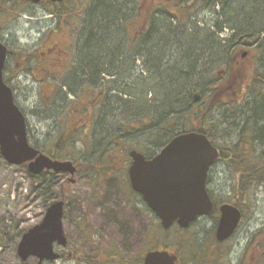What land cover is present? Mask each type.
<instances>
[{
  "label": "rangeland",
  "instance_id": "1",
  "mask_svg": "<svg viewBox=\"0 0 264 264\" xmlns=\"http://www.w3.org/2000/svg\"><path fill=\"white\" fill-rule=\"evenodd\" d=\"M89 1L91 0L64 2L62 9L69 16L74 15V13L80 14L82 10L85 11L88 8ZM220 1L201 5L200 3H194L192 0H181V4L186 3L188 6L186 10H183L182 8L172 7L170 0H160L153 4L149 0H132V2H135V14L138 17L130 26L134 25L131 28L132 30L141 28L143 22L146 23L147 10L162 9L167 11L168 14L171 12L175 15L178 14L181 18L180 23L183 25L213 31L207 25L208 22L205 21L204 23V20L210 14H214L213 10L223 11V3H220ZM45 5L46 3L37 5L27 3L13 7L12 4L9 6L0 3V31L6 37L9 48L13 50L23 48L36 55V64L34 62L31 64V66L34 64L36 68L32 66L29 72L21 71L23 65L20 58L15 61L16 68L13 72H5L11 77L10 81L14 90L15 101L26 114L28 139L32 145H34L33 139L38 140L39 145H42L50 130L52 120L47 118L49 113L39 108H44L43 105L47 104L52 98L57 87V80L54 76L51 78L49 76L42 87L37 82L47 75L43 69L45 61H40L41 50H44V45L49 47L54 43L59 44L61 40L65 45H71L73 42V37L69 33L67 25L58 24L56 18L50 17ZM142 9L145 11L144 13H142ZM196 9L200 11L191 16ZM153 15L156 14L153 13ZM84 19L86 18L84 17ZM229 32L222 33V38H227ZM50 35L51 37H49ZM247 49L241 48L235 53L238 54L241 50ZM207 55H212V53L207 52ZM230 67L225 71L224 80L219 85L222 86L223 92H220L217 97H209L204 102L209 105V108L217 102L223 104L228 103L230 100L231 102L234 101L233 106L236 105L237 108L240 106L238 102H241L243 97L248 94L253 75L257 71L264 74V49L249 48V55L245 59L233 61L231 58ZM213 69L211 73L217 77L223 73L224 67H220L215 71L213 66ZM218 72L220 73L218 74ZM53 74L60 75L61 72L58 68L53 67L50 75ZM61 87V91L67 92L66 88ZM119 90L118 93H121L122 89ZM88 93L86 90L85 101L88 100ZM66 96L68 98L73 97L68 92ZM81 99L83 100V97L79 98L78 101H81ZM239 110L230 109L227 113L229 117L225 119L226 122L217 124L216 138H213L215 143L230 142L237 138V134H234L235 131L227 123L232 122L233 116H236L237 112H240ZM221 116L219 115V120ZM68 117L70 121L66 123L65 127L66 130H71L75 125L77 126L76 118L80 116L70 117L69 115ZM212 118L217 120L214 115ZM54 121L56 125L61 122L58 114ZM89 130L90 128L87 129V131ZM84 140L88 143L87 138ZM80 152L83 151L79 148L77 150L75 146L77 159L86 161L88 165H85L84 162L82 164L75 162L78 170L74 175V184L66 185L61 182L59 186H55V181H61L62 178H65V175H51L43 172L40 182L38 180L34 182L36 187L31 186L32 178L26 165L8 164L0 155V264H37L35 258L21 262L16 252V246L21 234L42 218L47 204L46 194L49 188L56 193L55 195L64 190L65 195L68 197L69 204L63 222L68 248H56L65 253V258L45 262V264H89L85 261V258L90 256L95 258L92 259V264H122L120 261L111 260L110 256L109 262H104L108 261L103 259L107 255L106 253L113 252L116 253L117 259L125 258L127 264H139L142 255L149 247H162L163 244L170 251L179 254L180 264H208L205 263V257H201V254H195L194 249H203L205 244L215 246L211 241L214 236L218 213L214 212L210 216L200 217L188 230L173 225L168 231L161 233L156 228L157 219L154 218L153 213L146 207L140 196L128 191L125 182L128 163L126 165L122 164L124 161L123 156L118 154L119 159L113 162V169H106L102 172L103 174H97L92 178L90 176L92 173L88 172H92V169L96 170V167L90 164L87 151H84L85 154ZM90 156L92 158V154ZM92 162L96 161L93 160ZM102 162L106 164V160ZM216 166L222 167L223 171H215V169L211 172L209 187L215 196L220 195L224 199H230L234 192L233 189L237 186L238 172L230 163L226 167L225 164L219 161ZM131 209L141 211L138 220L131 217ZM263 227L264 192H260L254 203L246 210L245 216L234 235L221 245L220 249L227 248L230 260L233 263L238 260L239 263L251 234ZM212 246L208 248L209 252L214 251ZM70 250L75 251L74 255H71ZM227 261L229 263V259ZM259 264H264V259Z\"/></svg>",
  "mask_w": 264,
  "mask_h": 264
},
{
  "label": "trees",
  "instance_id": "2",
  "mask_svg": "<svg viewBox=\"0 0 264 264\" xmlns=\"http://www.w3.org/2000/svg\"><path fill=\"white\" fill-rule=\"evenodd\" d=\"M13 0H0V3L4 5H9L12 3ZM171 6L174 8H182L186 10L188 7L186 3L181 4L180 0H170ZM11 2V3H9ZM260 2V0H259ZM257 0H239L238 8L235 10V18L240 17V19L247 18L249 19L250 16L257 15L259 12L261 13L262 4H260ZM174 3V4H173ZM50 7V11L52 13L64 17V12L59 9L60 4L56 3H48ZM135 2H132V7L136 9ZM223 11L228 9H233V7L229 3L222 4ZM119 5L117 4L116 0H91L89 2L88 8L84 11L82 10L83 14L81 13L80 16H73L74 23L77 18V24L75 23V53L74 59L70 63V67H73L71 71L65 76L62 75L60 79H64L65 84L57 85L52 95V98L48 101L47 104L43 105L44 108L40 107L39 109H43L45 112L49 113L48 119L52 120V124L48 134L44 138V142L42 145H39L38 140L33 139L34 146L38 148L40 151L46 153L53 159H65L71 158L74 164L77 167L75 162H80L81 164L84 162L85 165H88L86 161H81L77 159L75 155V146L77 147V141L80 142L86 151L89 154H94L96 162H92L90 160V164L93 167H96V170L92 169V178H94L97 174H103L102 172L106 169H113L114 163L118 160V154L123 156V163L124 165L127 164L129 161L128 151L132 148L142 151L147 157L153 155L156 150L162 146L168 139L174 136L177 133L192 130L205 133L207 137L215 144L213 138L216 137V126L206 127V125L202 122H197L193 124L192 117L197 116L194 115L193 107L190 106L189 109L186 111L182 121L180 123H174L170 121H163L159 128H152L151 126L148 128L143 129V126H135L136 124H132L133 116L126 114L125 110L121 107L123 106L122 103L124 101L118 100V97L110 96L104 88H96V85L92 84L91 78L94 79V74L97 71L105 72L107 71V67L116 70L119 75L122 74V71L125 70L123 67L124 65H128L133 67L134 61L130 59V55L133 53L134 49L141 44L143 41L140 40V33H145L150 31L153 28L152 19L154 17L153 13H157V10L147 12V26L145 28H137L135 29V33L132 35V26L130 24L138 17L137 14L133 16V18L125 23H120L115 20L116 17L120 16V9ZM89 9V11H88ZM161 12L168 13L162 9ZM232 12V11H231ZM9 14V13H8ZM171 15H175V13H169ZM237 15V16H236ZM91 16V17H90ZM84 17L86 19H84ZM88 20V22H87ZM73 21L69 18H65L64 23L67 25L73 24ZM87 22V26L85 27L84 23ZM232 24V22H231ZM128 26L127 29L129 30V34L131 36L125 38H119L122 27ZM242 27V26H241ZM240 27V28H241ZM139 29L142 32H139ZM120 32V33H119ZM84 33L83 37L82 34ZM186 33V32H185ZM119 34V35H118ZM123 35V33H122ZM136 36L135 39L132 37ZM83 41H80V39ZM148 38V37H147ZM146 38V39H147ZM197 42V40H194ZM167 42H164V46ZM193 47L202 50V47H198L197 43L193 44ZM194 51L190 52V58L196 57L193 55ZM206 55L207 52L203 51ZM9 56H13L12 60L16 61L20 58V62L23 65V69L29 71L30 70V61L34 60L36 62V55L32 53L25 52L20 50L17 54H14L9 51ZM33 59V60H32ZM151 59V58H150ZM36 64V63H35ZM90 64V65H89ZM145 67L149 68L152 71V79L148 84L153 85L154 92L160 94V84L158 85V81L162 82L165 78L168 79L169 75L167 70L161 68L159 63L156 60H148L145 62ZM173 67L177 68L178 64L172 65ZM34 67V65H33ZM220 67H230V61L221 63L217 65L215 71ZM36 68V67H34ZM11 69L8 65L4 68ZM214 70V69H213ZM134 70L127 69L124 72H133ZM124 75V74H123ZM137 75L133 76L136 77ZM211 77L214 76L213 73L210 75ZM39 79L37 82L40 87L44 85V81ZM154 79L156 82H154ZM8 82L7 80H5ZM43 83V84H42ZM220 83V82H219ZM59 86V89H58ZM66 88L68 94L72 95V98H68L66 96L67 92L61 91L62 87ZM156 86V87H155ZM194 88L196 86L192 85ZM117 92H120L119 89H122L121 86H114ZM173 86L170 85H163L161 89L167 91L168 94L165 95V98L162 103L165 105L169 104V101L173 98L172 97V89ZM88 91V100L85 101L84 95L85 91ZM40 91V90H39ZM255 94H259L260 97L264 93V86L259 87L255 90ZM212 97H216L220 95V92H223L222 86L212 85L211 88ZM83 97V100L78 101L79 98ZM159 97V95L154 94L152 99H145L144 104L142 106V110L146 111L149 115L154 114L157 115L154 102ZM263 97V96H262ZM117 99L115 102L113 100ZM57 103V105H55ZM63 103L64 107L61 105ZM120 103V104H119ZM231 102V100L228 102ZM230 106V105H229ZM111 108V113L108 111ZM204 114H206L207 107L203 106ZM260 112L259 118L264 120V108L258 109ZM59 115L61 118V122L59 124H55V117ZM78 117L76 118L75 127L71 130H66V123L70 121L68 117ZM127 116L128 119L124 117ZM201 116V113L198 114V117ZM108 117L109 120L112 122L118 118H123L126 120V126L133 128L135 131L144 134L147 138H153V143L150 145H139L137 142L136 144H129L127 143V138H133L129 133L122 131H110L111 134H102L101 137L95 135V118H97L98 125L102 124V118ZM78 120V122H77ZM136 123V122H135ZM109 124V123H108ZM103 125V124H102ZM87 131V129H89ZM262 135L264 134V129L257 128ZM255 129V131H256ZM146 130V131H143ZM52 132V133H51ZM51 133V134H50ZM49 135V136H48ZM48 136V137H47ZM31 138V136H30ZM85 138L88 139V143ZM76 142V143H75ZM219 149V157L222 159H227L228 162L235 168L238 172V181L237 186L235 187L233 195L230 199H224L223 196H213L215 201V209L214 212L217 210V206L222 201H226L232 203L239 207L243 213V217L245 216L246 210L254 203L256 197L259 196L260 192H264V144L263 146H257L256 143L253 142L251 138L248 136L246 138L240 137L234 138L233 141L230 143L222 142L217 144ZM42 146V147H41ZM154 146L157 149H154ZM106 160V164L102 162ZM78 169V167H77ZM50 173L51 175H55L51 171H45ZM44 173H41L38 176H34L33 179V187H36L34 184L35 181L40 182V177ZM61 179V178H59ZM56 185L59 186L61 181H55ZM56 193L49 188L47 195V201L51 202L60 198L59 193ZM156 228L161 232L163 231L159 222L157 221ZM195 238V237H194ZM194 241V240H193ZM213 241V242H212ZM213 245H216V248L211 244H205L203 249H194L196 255H200L201 257L206 258V262L208 264H227L228 256V249L225 248L221 250L219 246L221 243L217 242L215 239H212ZM164 245V244H163ZM165 246V245H164ZM212 246L214 251L209 252V247ZM71 255H74L75 251L70 250ZM264 259V227L256 230L252 233L251 237L248 239L242 258L240 259L238 264H259ZM85 261L89 264H92V259L85 258Z\"/></svg>",
  "mask_w": 264,
  "mask_h": 264
},
{
  "label": "bare ground",
  "instance_id": "3",
  "mask_svg": "<svg viewBox=\"0 0 264 264\" xmlns=\"http://www.w3.org/2000/svg\"><path fill=\"white\" fill-rule=\"evenodd\" d=\"M192 1L203 5L214 3L218 0ZM257 1L259 2V0ZM116 2L121 12L120 16L115 18L116 21L125 23L135 15L136 9L132 7V0H116ZM225 2L229 3L233 9L225 11L213 10L214 14H210L204 20V23L205 21L208 22L207 25L213 31L203 28L197 29L191 25H183L180 23L181 18L178 14L171 15L157 10L158 14L154 13L156 15L152 19L153 28L145 33H140V40H144V42L139 44L130 55V59L134 61L133 67L128 65L123 66L126 71L127 69H133L134 71L130 73L124 72V70L119 75L120 71L116 73L113 67H107V71L105 72H95L94 79L91 78V81L93 80L92 84L96 85V88H104L110 96L118 97V100L124 101L121 108L125 110L126 114L133 116L132 124H136L135 126L137 127L143 126V129L150 126L152 128H159L163 121L180 123L190 106L193 107L194 115H197L192 117L193 124L202 122L206 127L211 126L212 123L213 126H217L218 123L226 122L225 119L229 117L227 113L230 109H240V112H237V115L233 116L232 122H228L227 125L230 124L231 129L235 131L234 134H237V138L239 136L244 138L248 136L257 146H263L264 134L262 135L256 127L264 129V120L259 118L260 112L258 111V109L264 108V93L262 94L263 97L255 94L257 88L264 86V74L262 72L257 71L253 75L248 94L243 97L241 102H238L240 104L238 108L236 105L233 106V103L219 104L217 102L215 105H211L210 108L208 104L204 103L209 97L213 96L210 92L212 85H214L213 78H215V76H210L213 66L216 67L221 63L229 62L233 54L241 48L254 47L264 49V0H260L261 3L259 2L263 5L261 13L259 12L257 15L250 16L249 19L234 17L235 10L239 9V0L220 1V3ZM199 11V9H196L191 16L197 14ZM87 22L84 23L85 27L87 26ZM127 27L126 25L122 27L121 32L123 35L119 32V38H123L124 40L131 36ZM228 31L230 32L227 38H222V33ZM83 35L84 33L82 37ZM132 38L135 39L136 36ZM83 39L81 38L80 41H83ZM195 39L197 42L194 41ZM164 42H167L165 46L163 45ZM194 43H197L198 47H202L203 51L211 52L212 55H206L200 49L193 47ZM192 51H194L192 54L196 57L190 58L189 53ZM153 59L159 63L162 69L167 70L165 72L169 75L168 79L165 78L162 82L158 81L157 88H159L158 85L160 84V94L157 90L154 92L153 85L148 84L153 74L144 65L145 62ZM174 63L178 64L177 68L172 66ZM135 75L137 76L133 77ZM154 82H156L155 79ZM8 83L11 84V81ZM115 85L122 87L121 93L117 92L114 87ZM163 85L173 86L171 89L173 98L169 101L168 105L162 103L165 95L168 94L167 91L161 89ZM192 85L196 86V88ZM154 94L159 95L153 104L157 110L156 112L159 113L157 117L154 114L149 115L146 111L142 110L145 99L147 97L148 99H152ZM117 99L112 102H115ZM61 105L64 107L63 103ZM203 106L207 107L205 115H202L204 114ZM108 111L111 113V108ZM199 113H201L200 117H198ZM23 114L25 121H27L26 114ZM225 114L227 115L223 116ZM213 115L217 120H213ZM219 115H222L220 120L218 118ZM124 118L128 119L127 116ZM125 119L118 118L111 122L108 117H104L102 118L103 125H98L97 118H95V135L101 137L102 134H111L110 131L123 130V132L133 136V138L126 139L129 144H136L137 142L139 145H150L153 143V138L149 139L144 134L126 126ZM180 133L175 134V136ZM170 139L158 149L154 146V149H157L156 153ZM76 145L77 150L79 148V150L83 151L80 153L86 152L80 142L77 141ZM154 155L146 156V159ZM87 158L94 161L98 159L94 154H92L91 158L89 153Z\"/></svg>",
  "mask_w": 264,
  "mask_h": 264
},
{
  "label": "water",
  "instance_id": "4",
  "mask_svg": "<svg viewBox=\"0 0 264 264\" xmlns=\"http://www.w3.org/2000/svg\"><path fill=\"white\" fill-rule=\"evenodd\" d=\"M6 51V46L0 42V154L12 164L28 161V169L34 175L51 170L72 176L76 168L70 160L52 159L29 145L24 114L14 101L11 87L3 81ZM218 155V149L209 139L195 131L173 136L149 159L141 152L131 150L128 167L131 187L141 195L164 229L174 222L186 228L198 217L212 212L213 202L206 189L207 171ZM219 212L215 238L224 241L235 231L241 212L229 203L221 204ZM62 216L63 201L56 200L46 208L40 222L21 235L16 248L21 261L33 257L37 259V264H42L43 261L59 259L55 245H67ZM175 262L176 256L166 250L148 251L143 257V264Z\"/></svg>",
  "mask_w": 264,
  "mask_h": 264
},
{
  "label": "flooded vegetation",
  "instance_id": "5",
  "mask_svg": "<svg viewBox=\"0 0 264 264\" xmlns=\"http://www.w3.org/2000/svg\"><path fill=\"white\" fill-rule=\"evenodd\" d=\"M19 2H22V3H27V0H18ZM41 1H45V0H41ZM31 3V2H30ZM38 3H40V1L38 2ZM32 5V4H31ZM21 16V15H20ZM142 32V31H141ZM49 37H51V35L49 36ZM48 37V38H49ZM48 38H47V40H48ZM0 40L6 45V47L8 48V49H10L9 48V45H8V43L6 42V37L5 36H3L2 35V33H1V31H0ZM60 43L59 44H56V43H54V45H52V43H51V45L52 46H43L44 47V50H41V53L44 55L43 56V58H44V60L43 61H45L44 63H45V66H43V69L44 70H46V71H49V70H51L53 67H56V68H58L59 70H62V71H64L65 73H66V70H73L72 68L73 67H70V63L73 61V59H74V53H75V48L74 47H72V46H70L69 44L68 45H65V44H63V42H62V40L61 41H59ZM45 44V43H44ZM23 49V48H22ZM10 50H12L13 52H16L17 50H13V49H10ZM249 55V48L246 50V51H240L238 54H233V56H232V59H233V61H235V60H243V59H245L246 58V56H248ZM14 65V61H12L11 60V56H8L7 55V59H6V63H5V65H4V68H5V66H7V65ZM3 68V73H4V78L5 79H7V80H11V77H10V75H7L5 72H7V71H9V72H11L12 71V69H4ZM229 68H227V67H225L223 70H222V74H220V75H218L220 72H218V76L217 77H215V78H213V84L214 85H217V84H219V82H222V80H224L223 78H224V76H225V71L226 70H228ZM218 70V69H217ZM222 162L223 164H225V166L227 167L229 164H227V162H228V160H225V159H221V158H219L218 160H216L215 161V163L212 165V167L209 169V172H208V180H207V188H208V190H209V192H210V194L212 195V196H214V194H213V192L211 191L212 189L209 187V183H210V181H211V179H210V174H211V172H213L215 169V171H223L222 170V167L220 168V167H217L216 165H217V163L218 162ZM239 176V175H238ZM74 182L75 181H73L72 183H70V184H74ZM125 182H126V186L128 187V191L130 192V193H132L133 194V191L130 189V182H129V179L127 178V176H126V180H125ZM130 183V184H129ZM62 194V199H63V201H64V209H65V211H64V219H65V215H66V208L68 207V204H69V202H68V197L65 195V192H62L61 193ZM212 200H213V198H212ZM214 202V201H213ZM140 212L141 211H137V209L135 210V209H131V217L134 219V220H138L139 219V216L141 215L140 214ZM207 217V216H206ZM219 217V216H218ZM217 220H218V218H217ZM64 222V221H63ZM179 228V227H178ZM185 230H188V228L187 229H185ZM19 237V236H18ZM67 248H68V246H67ZM107 255H105V257H104V255H103V259H107L108 261H104L105 263H107V262H109V256L111 257V260H114V261H120V262H124V263H122V264H127V261H126V259L125 258H116V253L115 252H113V253H106ZM177 256H178V261H177V263L178 264H180L181 263V260H180V258H179V255L177 254ZM63 258H65V253H63V252H60V257H59V260L60 259H63ZM90 258L91 259H95L94 257H92V256H90ZM28 260V259H27ZM27 260H25V262L27 261ZM141 263V262H140ZM139 263V264H140ZM228 264H238V261H235V263H233V261L232 260H230L229 259V263Z\"/></svg>",
  "mask_w": 264,
  "mask_h": 264
}]
</instances>
